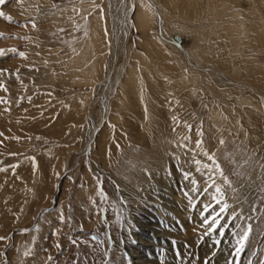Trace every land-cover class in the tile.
Wrapping results in <instances>:
<instances>
[{"label":"rangeland","instance_id":"374dc122","mask_svg":"<svg viewBox=\"0 0 264 264\" xmlns=\"http://www.w3.org/2000/svg\"><path fill=\"white\" fill-rule=\"evenodd\" d=\"M124 2L0 4V49L24 53L0 57V264L123 263V220L170 193L199 215L209 261L264 264V0H134L103 117ZM168 172L167 192L145 187Z\"/></svg>","mask_w":264,"mask_h":264},{"label":"bare ground","instance_id":"6f19581e","mask_svg":"<svg viewBox=\"0 0 264 264\" xmlns=\"http://www.w3.org/2000/svg\"><path fill=\"white\" fill-rule=\"evenodd\" d=\"M126 2V1H125ZM121 3V11L119 12V15L117 17V22H118V27L116 28L115 31V37L117 40L116 46L111 50L112 53V60L108 64V72L106 75V80L109 86L107 87V91L103 94L101 100H102V115L105 117L109 111V101L110 97L114 91V81H111V73H112V62L117 59L119 56L120 52L123 49V41L126 38L127 32H128V24H127V18L130 14V10L134 8V0H128L127 3ZM121 37V41H120ZM167 40V38H165ZM174 41V40H173ZM182 46H178L177 50L183 52L187 56V52L183 51L184 44L185 42L182 41ZM176 46L178 44H175ZM125 46V44H124ZM189 66H192L193 68L198 69L199 73L203 71H207L210 74H214V77H217L218 80H221L220 83L225 84L224 86L229 87L230 85H234L236 81L228 79L226 76H224L222 73L215 71L214 69H200L198 66H194L192 63L187 61ZM221 74L223 76H221ZM240 87H246L249 88V85L243 84L236 82ZM253 91L254 94H256V90L253 88H249ZM259 95V94H258ZM260 96V95H259ZM262 97V96H261ZM262 105H264V98H261ZM100 126H97V128ZM97 128H93V133L86 138L85 141V147L83 148L82 152L85 150H89L91 148V143L94 139L95 133ZM97 134V133H96ZM185 160V159H184ZM160 165V164H159ZM157 166V165H156ZM157 168V167H156ZM163 172V170H161ZM160 175H164V173H161ZM202 174V173H200ZM168 176H162L161 178L157 177V175L153 174V177H156L154 180V183L148 186L145 185L147 188H157V187H165V192L168 191V188L171 186V180L173 179L172 176L169 175V172L167 173ZM199 175V174H198ZM187 174V179H190L189 182L187 183H192L194 180H196L197 176ZM174 180V179H173ZM186 187V186H185ZM190 189V187H189ZM139 193V192H138ZM137 193V194H138ZM186 196V195H185ZM184 196V197H185ZM179 198V200L175 198V196H172V193H170V198H172L175 201L176 209L173 205V203H168L166 202L167 206L165 207V211L162 208L159 210L160 207L155 208V206H150L147 207L146 211H142L139 214H136L134 210H132L131 216L129 215L128 221L123 220L124 222V229L122 230V236L124 239L130 237L131 241L128 243L127 241H123L124 247L131 252V254H127V260L123 259V263L120 264H215V262L209 261V251H208V240L206 238H203L204 244L200 243L197 246V242L200 241L198 239V235L194 234L193 231L197 232L200 229H203L201 225H204L202 223H196V220L198 219L197 215H194L193 217L189 215L187 210H191V205L189 202V199L187 200L186 198ZM190 198V197H189ZM149 199V198H148ZM171 199V200H172ZM158 200H161V198L155 199L157 206ZM191 200V199H190ZM149 203V202H148ZM147 206V205H146ZM183 206V207H181ZM134 208V207H133ZM202 208V207H201ZM135 209V208H134ZM182 211V212H180ZM203 209V208H202ZM204 210V209H203ZM137 211H139L137 209ZM129 212V211H128ZM144 212V213H143ZM179 212V214H177ZM200 212V211H199ZM198 212V214H199ZM140 214V217H138ZM182 216V219H180V225L175 221V216ZM182 214V215H181ZM128 215V214H127ZM189 218L191 222L189 221ZM200 218V217H199ZM127 219V218H125ZM202 219V218H201ZM200 219V220H201ZM207 219V218H206ZM166 222H171L172 224L168 225V227L165 225ZM205 222V221H204ZM131 225L136 226V230L138 232H135V230H129V227ZM180 226V228H179ZM196 226V227H195ZM135 228V227H134ZM195 229V230H194ZM128 234V235H127ZM139 234V235H137ZM130 235V236H129ZM176 237V240H172L173 243L171 244L170 242L167 243V240H169L167 237L169 236ZM202 235V234H201ZM173 239V238H172ZM129 241V239H128ZM176 241V242H175ZM202 241V242H203ZM134 242V243H133ZM129 245H128V244ZM222 244V243H221ZM224 244V243H223ZM193 252H189L188 249L192 247ZM114 247V243L110 241V243L105 245V253L110 252ZM142 247V248H141ZM151 248V249H149ZM222 249V248H221ZM211 250V249H210ZM212 251V250H211ZM219 251V250H218ZM187 252V253H186ZM147 254H150L151 259H147ZM125 258V257H124ZM122 261V260H121ZM210 262V263H209ZM104 264V263H102ZM218 264V263H216Z\"/></svg>","mask_w":264,"mask_h":264},{"label":"snow or ice","instance_id":"6c2138e0","mask_svg":"<svg viewBox=\"0 0 264 264\" xmlns=\"http://www.w3.org/2000/svg\"><path fill=\"white\" fill-rule=\"evenodd\" d=\"M3 3H5V0H0V4H3ZM54 7H55V5H54ZM0 17H3L4 19L8 20L10 23L12 22V18L10 16L5 15L3 12H0ZM33 27H35V25H33ZM3 37H4V34L0 33V38H3ZM8 53L18 54L20 57L24 56L23 52L17 53V49H15V48L0 49V57L5 56ZM0 71H7V70H0ZM0 87H3V86L0 85ZM4 102L6 103V101H4ZM0 135H2V134H0ZM210 159H211V157H210ZM14 167H16V166H13V168ZM0 171H5V169H0ZM221 175H222V173H221ZM225 182L227 183L226 178H225ZM216 192L219 193L221 198H222L223 193H222L220 187H216ZM218 203H219V200H218ZM227 207H228L227 204H223L222 207H221V211L223 212L225 210V208H227ZM247 235H248V233L245 232L244 233V238H246ZM4 239H9V237H0V240H4ZM28 254L29 253H25V255H28ZM0 255H2V253H0Z\"/></svg>","mask_w":264,"mask_h":264}]
</instances>
